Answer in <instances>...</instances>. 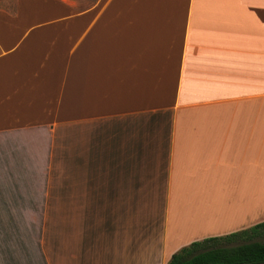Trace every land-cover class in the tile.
Returning a JSON list of instances; mask_svg holds the SVG:
<instances>
[{
	"label": "crops",
	"instance_id": "0c3cea01",
	"mask_svg": "<svg viewBox=\"0 0 264 264\" xmlns=\"http://www.w3.org/2000/svg\"><path fill=\"white\" fill-rule=\"evenodd\" d=\"M263 221L264 0H0V264H167Z\"/></svg>",
	"mask_w": 264,
	"mask_h": 264
},
{
	"label": "trees",
	"instance_id": "16d2710c",
	"mask_svg": "<svg viewBox=\"0 0 264 264\" xmlns=\"http://www.w3.org/2000/svg\"><path fill=\"white\" fill-rule=\"evenodd\" d=\"M167 264H264V221L246 230L192 242Z\"/></svg>",
	"mask_w": 264,
	"mask_h": 264
},
{
	"label": "rangeland",
	"instance_id": "374dc122",
	"mask_svg": "<svg viewBox=\"0 0 264 264\" xmlns=\"http://www.w3.org/2000/svg\"><path fill=\"white\" fill-rule=\"evenodd\" d=\"M74 2H76L78 4V7L82 4V6L85 5H89L92 0H72ZM59 184L61 185V181L59 182ZM52 199V198H51ZM54 206L55 209H57L58 211L52 214H49V216L51 217V219H53L54 221V228L56 231V234L61 237V232H62V198L60 197H55L54 198Z\"/></svg>",
	"mask_w": 264,
	"mask_h": 264
}]
</instances>
